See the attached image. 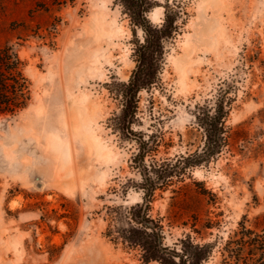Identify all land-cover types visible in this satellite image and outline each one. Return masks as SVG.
Wrapping results in <instances>:
<instances>
[{
	"label": "rangeland",
	"instance_id": "rangeland-1",
	"mask_svg": "<svg viewBox=\"0 0 264 264\" xmlns=\"http://www.w3.org/2000/svg\"><path fill=\"white\" fill-rule=\"evenodd\" d=\"M154 2L151 22H163L167 4L180 29L165 43L158 82L139 91L127 134L115 125L117 89L136 68L144 31L123 6L0 0V46L18 51L31 93L25 108L0 113V264H165L145 262L114 230L111 207L138 202L165 246L180 250L189 236L210 244L202 264H222L242 221L264 227V0ZM197 26L206 41L194 39ZM221 97L229 143L150 200L132 166L136 139L157 138L158 161L194 154L206 138L197 116Z\"/></svg>",
	"mask_w": 264,
	"mask_h": 264
},
{
	"label": "trees",
	"instance_id": "trees-1",
	"mask_svg": "<svg viewBox=\"0 0 264 264\" xmlns=\"http://www.w3.org/2000/svg\"><path fill=\"white\" fill-rule=\"evenodd\" d=\"M131 17L134 26L141 27L144 39L137 40L135 48L136 68L128 82L122 83L117 92L123 98V107L115 117V125L124 132L133 133L132 123L138 109V93L142 88H151L159 80L167 40L180 29L177 23L179 12L164 5L165 17L160 25H154L148 13L155 8L154 0H116ZM173 12V14L171 13ZM24 62L11 44L0 46V113H15L25 108L31 99L29 79L24 74ZM221 97L217 107L206 106L197 116L205 130L203 147L194 154L177 155L174 159L158 161L153 156L157 138H137L132 166L142 174L137 186L146 191L148 198L157 188L168 186L174 176H181L187 169L203 160H210L230 140L226 126L228 110ZM150 156L148 160L147 157ZM114 230L128 244L139 246L145 262L160 260L165 264H202L208 257L210 244H195L191 237L180 250L163 244L162 226L150 217L148 208L136 203L129 210L111 207ZM222 264H264V227L260 230L249 227L245 221L231 235L224 248Z\"/></svg>",
	"mask_w": 264,
	"mask_h": 264
},
{
	"label": "bare ground",
	"instance_id": "bare-ground-1",
	"mask_svg": "<svg viewBox=\"0 0 264 264\" xmlns=\"http://www.w3.org/2000/svg\"><path fill=\"white\" fill-rule=\"evenodd\" d=\"M217 1V0H216ZM215 6V5H214ZM205 21V20H204ZM197 22H201V20H198ZM202 24V23H201ZM213 25V24H212ZM211 25V26H212ZM206 26V25H205ZM205 26H203L202 28L203 29H199L198 28V26L195 28V31L192 33L193 34V36H194V39H196V41L197 42H204V41H206V39H208V31H207V29H206V27ZM191 39H192V37L191 36H188L187 37V40H186V43H185V47H186V50L185 51H187V49H188V47L190 48V46H191ZM193 41V40H192ZM195 41V40H194ZM195 41V42H196ZM195 42H193V43H195ZM192 43V44H193ZM195 45V44H194ZM189 50V49H188ZM187 53H189V52H187ZM186 52H184V54L186 55L187 54ZM187 55H189V54H187ZM179 58H183V56H180ZM178 58V59H179ZM186 59H187V57H185ZM178 61V60H177ZM178 65H179V63H178ZM182 67V66H181ZM74 103H75V101H73ZM78 115V114H77ZM78 118V117H77ZM80 127V129H82V127H81V124L79 125ZM85 132H89L88 130H86ZM83 135V134H82ZM89 136V135H88ZM87 137V136H86ZM88 138H90V136L88 137ZM98 145V148L100 149L99 151H101V149H103L99 144H97ZM104 150V149H103ZM98 151V150H97ZM101 153V152H100Z\"/></svg>",
	"mask_w": 264,
	"mask_h": 264
}]
</instances>
